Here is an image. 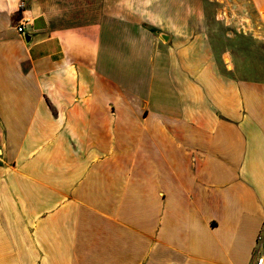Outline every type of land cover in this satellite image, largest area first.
Segmentation results:
<instances>
[{"label":"crops","instance_id":"0c3cea01","mask_svg":"<svg viewBox=\"0 0 264 264\" xmlns=\"http://www.w3.org/2000/svg\"><path fill=\"white\" fill-rule=\"evenodd\" d=\"M20 2L0 0V264H255L264 54L214 0Z\"/></svg>","mask_w":264,"mask_h":264},{"label":"rangeland","instance_id":"374dc122","mask_svg":"<svg viewBox=\"0 0 264 264\" xmlns=\"http://www.w3.org/2000/svg\"><path fill=\"white\" fill-rule=\"evenodd\" d=\"M200 5L194 3L193 10H200ZM208 6L207 10L217 11L221 16L223 15L226 22L224 35L239 47L240 54H244L250 61L263 58V44L260 42L263 38L260 33L263 29V21L258 16L253 0H214V3ZM230 30L235 33H231ZM254 68V66L250 67L249 72Z\"/></svg>","mask_w":264,"mask_h":264},{"label":"built area","instance_id":"2783aa9c","mask_svg":"<svg viewBox=\"0 0 264 264\" xmlns=\"http://www.w3.org/2000/svg\"><path fill=\"white\" fill-rule=\"evenodd\" d=\"M19 5L21 8L24 9V7L26 6L25 0H21ZM24 24H25V22L21 23L18 26V30L22 34L25 33ZM257 242H258V246H257V250H256V262H255V264H264V234L263 233L258 235Z\"/></svg>","mask_w":264,"mask_h":264},{"label":"water","instance_id":"95a60500","mask_svg":"<svg viewBox=\"0 0 264 264\" xmlns=\"http://www.w3.org/2000/svg\"><path fill=\"white\" fill-rule=\"evenodd\" d=\"M158 32H159L160 36H161L164 40H168V39H169V33L164 32V31H158ZM230 32H231V33H235L234 31H231V30H230ZM230 32H229V34H231ZM25 38H26L27 41H30V40L32 39V33H30V32H25Z\"/></svg>","mask_w":264,"mask_h":264}]
</instances>
